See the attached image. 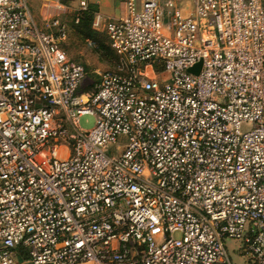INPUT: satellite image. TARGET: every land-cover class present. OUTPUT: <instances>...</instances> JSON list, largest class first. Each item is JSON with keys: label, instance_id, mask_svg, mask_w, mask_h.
Here are the masks:
<instances>
[{"label": "built area", "instance_id": "2783aa9c", "mask_svg": "<svg viewBox=\"0 0 264 264\" xmlns=\"http://www.w3.org/2000/svg\"><path fill=\"white\" fill-rule=\"evenodd\" d=\"M122 2L80 92L59 16L0 0V264H264V0Z\"/></svg>", "mask_w": 264, "mask_h": 264}, {"label": "rangeland", "instance_id": "374dc122", "mask_svg": "<svg viewBox=\"0 0 264 264\" xmlns=\"http://www.w3.org/2000/svg\"><path fill=\"white\" fill-rule=\"evenodd\" d=\"M66 7L67 4L75 7L77 0H60ZM122 2V1H121ZM28 4L32 10L36 24L40 29L46 30L45 24L50 20L51 17L59 16L61 23L65 26V37L61 39V49L66 55L77 61L82 62L87 70L85 81L80 86V92L90 90L97 82L99 75L98 72L105 70H115L116 60L111 57H104L99 48L94 44L96 41H92L90 38L81 37L74 23L72 21V9L67 7L63 10V13H57L58 11L53 10L50 6H46V2L43 0H28ZM73 4V5H72ZM123 4V2H122ZM118 5V11L120 14L124 13L123 6ZM184 4V3H183ZM115 15V14H114ZM172 30V29H171ZM98 40L106 42V38L103 34L98 35ZM163 76H158L160 81ZM95 124V118L93 115L84 114L77 118L76 125L79 130L87 131L93 128ZM250 126L245 124L242 126L243 130L249 129ZM123 150V149H122ZM66 150L61 152L62 156L66 155ZM114 156H119L118 150L113 152ZM223 245L227 251V254L232 261V264H247L248 256L243 253V241L241 239L227 238L223 239Z\"/></svg>", "mask_w": 264, "mask_h": 264}, {"label": "trees", "instance_id": "16d2710c", "mask_svg": "<svg viewBox=\"0 0 264 264\" xmlns=\"http://www.w3.org/2000/svg\"><path fill=\"white\" fill-rule=\"evenodd\" d=\"M92 19H93V12L90 9L81 13L79 22L77 24H74V26L77 29L78 34L83 38H90V39H92V41H96L97 44H94V45L99 48L101 54L104 57L113 56V58H115V60H116L115 54L113 53V51L111 50V48L108 45L107 36H106L105 32L104 31H97V30L93 29L92 25H91ZM100 33L105 36L106 42H102V41L98 40V35ZM80 63L83 64L82 62H80ZM83 66L86 70V67L84 64H83ZM86 75H87V70H86Z\"/></svg>", "mask_w": 264, "mask_h": 264}, {"label": "crops", "instance_id": "0c3cea01", "mask_svg": "<svg viewBox=\"0 0 264 264\" xmlns=\"http://www.w3.org/2000/svg\"><path fill=\"white\" fill-rule=\"evenodd\" d=\"M122 0H88L89 9L93 12V14L100 12L106 17H122L124 13L120 14L118 11V5L121 6ZM69 8H74L69 4H67ZM73 5V4H72ZM77 5V4H76ZM75 5V6H76ZM124 8V4H122ZM54 8V7H52ZM53 10H57L58 14L63 13V10L54 8ZM73 10L71 11V13ZM125 12V11H124ZM115 14V15H114Z\"/></svg>", "mask_w": 264, "mask_h": 264}, {"label": "water", "instance_id": "95a60500", "mask_svg": "<svg viewBox=\"0 0 264 264\" xmlns=\"http://www.w3.org/2000/svg\"><path fill=\"white\" fill-rule=\"evenodd\" d=\"M201 63H202L201 61H198L193 66H191L188 70L190 72H193V73L197 74L199 72V70H200Z\"/></svg>", "mask_w": 264, "mask_h": 264}]
</instances>
